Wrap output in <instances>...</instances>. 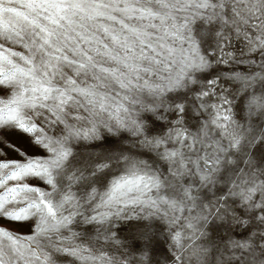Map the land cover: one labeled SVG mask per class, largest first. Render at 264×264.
Masks as SVG:
<instances>
[{"label": "snow or ice", "instance_id": "snow-or-ice-1", "mask_svg": "<svg viewBox=\"0 0 264 264\" xmlns=\"http://www.w3.org/2000/svg\"><path fill=\"white\" fill-rule=\"evenodd\" d=\"M0 264H264V0H0Z\"/></svg>", "mask_w": 264, "mask_h": 264}]
</instances>
